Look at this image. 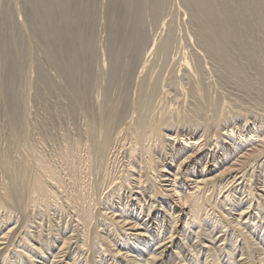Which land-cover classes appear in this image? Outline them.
<instances>
[{
	"label": "bare ground",
	"instance_id": "6f19581e",
	"mask_svg": "<svg viewBox=\"0 0 264 264\" xmlns=\"http://www.w3.org/2000/svg\"><path fill=\"white\" fill-rule=\"evenodd\" d=\"M39 1L54 13L57 24L74 31L69 35L52 28L56 21L50 15L47 25L52 29L31 36L42 46L38 54L65 76L55 83L44 70L37 81L24 75L20 80H26L27 91L16 98L28 105L29 91H36L33 96L40 103L58 92L71 103L65 114L68 130H57L58 114L49 109L48 115L29 122L35 100L20 108L1 83L12 68H0V96L9 101L0 128V264H264V69L261 64L251 74L253 65L247 62L264 57L257 51L264 43L254 36L262 28L256 11L264 8V0H238L246 4L242 8L240 3L244 14L237 12L236 0H187L184 10L191 14L198 38L191 44H199L194 51L201 52L183 58L185 81L174 66L178 83L167 80L184 97L179 104L176 96L174 104L160 96L168 89L166 93L148 83L158 58L152 57L155 49L147 51L149 32L159 23L166 0H109L105 30L110 35L100 52L87 35L93 19L81 10L88 0ZM241 28L247 33L243 40ZM76 40L80 44L65 53L63 48ZM161 41L159 48L156 37L153 42L159 59L173 42ZM28 51L31 58L37 54ZM9 57L0 52V65L9 63ZM205 57L218 67L214 85L203 79ZM15 77L12 81L19 80ZM231 84L239 87L236 96L226 91ZM212 86L220 95L211 93Z\"/></svg>",
	"mask_w": 264,
	"mask_h": 264
},
{
	"label": "rangeland",
	"instance_id": "374dc122",
	"mask_svg": "<svg viewBox=\"0 0 264 264\" xmlns=\"http://www.w3.org/2000/svg\"><path fill=\"white\" fill-rule=\"evenodd\" d=\"M16 1V2H15ZM2 0V2H1V0H0V4H1V7H0V10L2 9V11H0V52H6L7 54H8V56H11V57H9V63L8 62H5V63H2L1 65H0V68L2 69L3 67H7L8 65H9V67H11L12 68V71L14 72V74H12L13 72H11L10 71V73H7V74H5V75H3V78H2V82L1 83H3L4 84V82H5V87L7 88V89H9L10 90V96L12 95L13 96V101L15 100L16 102H18L19 103V105H20V108H26V105H25V103H23L22 101H20L21 99H17L18 97H20V95L21 94H23L24 92H25V87H24V85H25V79H24V81H23V79L22 80H20L21 78H24V75L25 76H27V78H30L31 80H38L39 79V71L40 70H44V71H46L47 72V74H48V76L51 78V80H53V78H54V80H53V82H55V83H58V81L60 82V80H58L57 79V77H62L64 74H59V71L56 69V68H53L52 67V65L49 63V61L43 56V55H41V54H38V51H39V47H42L40 44H39V42H37V41H32V38H31V36H32V32L33 31H36V32H42V30L43 29H45V30H43V32L45 31L46 32V30L48 31V30H50V29H52V28H59V30H61V32L62 33H66V34H69V35H71L73 32L72 31H70L67 27H64V26H62L61 24L59 25V24H57L58 23V19L56 20V17L54 18V13H52V12H49L48 10H46V8H43V7H41V1H39V0H36V1H34V0H32V1H30V0ZM34 1V2H33ZM165 1V0H164ZM172 1V2H171ZM190 0H188V2H189ZM208 1H211V0H206V2H208ZM223 1V0H222ZM237 2H236V5H235V8H236V10H238L237 12H241L242 11V13L246 10H242V8H244L245 7V3L244 4H242V2H240V1H238V0H236ZM263 1V0H262ZM23 2V3H22ZM35 2H39L38 4L37 3H35ZM92 2H93V4H94V6H92ZM104 2H105V4H104ZM166 2L167 3H169V4H167V3H165L164 2V7H163V9H162V11H161V15H163V17L160 15V18H164V17H168L169 16V18H168V20H169V23H168V20H166V18H164L163 20L162 19H160L159 18V23H157V25H155L156 27H154V28H152L151 29V31L149 32L150 34H149V43H148V45H147V51L149 50V51H154V49H155V51H158V49L157 48H159L158 46H160L161 45V43H160V41L162 40L160 37H162L163 38V40L161 41L162 43L168 38V40H170L169 42H171L172 40H173V42H171L172 43V45L170 46V49L171 50H169L170 52L167 54L168 55V58L171 60V62L169 61V59L167 58V55L165 54V56L166 57H161L160 56V59H159V55L160 54H158L157 52V54H156V56H155V51L153 52V54H152V57H153V55H154V58L153 59H155V57H158L157 59H159V60H157V59H155V61L152 59V57H150V59H152V61L150 62L151 63V65H152V62L154 61L155 63V65H154V67L159 63V66H156L155 67V69H154V67H153V65H152V70L155 72V74H156V77L154 76L153 78H152V76L154 75V73H153V71L151 70V73L153 74H151V75H149V77H148V79L150 80H148V83H149V85H152V84H155V85H157V86H159L160 87V89L161 90H163V89H165L164 90V92H166V93H168V90L170 91V93H168V94H164V93H162V92H160L161 94H160V96H162V94L164 95V98L166 99H164L166 102H172L173 101V98H174V101H176V99H175V96L176 97H178L177 98V101L179 100V101H183V99H184V97L183 98H181V94L179 93V92H177V91H175V89H174V86L173 85H171L173 82H175L176 80L175 79H178L179 77V80L180 81H182L184 78H185V74L183 73L184 71H183V68L184 67H182L181 65L183 64V58L185 57V55L186 56H188V54H190L188 57H191V55H193V54H191L192 52H194V53H197V52H201V50L200 49H198L199 51H194L195 49L197 50V48H199V44H197L198 45V47L197 46H194V45H196V43H195V41L197 42L198 41V38L196 37V35H197V31H196V28H195V25H194V23L192 22V16H191V14L188 12V11H186L185 12V10H186V3H187V0H166ZM87 3H89V0L86 2V5L84 6V7H82L81 8V10H84L86 13H88L90 16H91V18L93 19V20H91L92 22H91V25L89 26V29L91 30H89L87 27V29L90 31V33L88 32V30L87 29H85V32L86 33H89V34H87L88 36H89V38L90 39H92L91 40V43H92V47L96 50V51H98V52H100L101 51V49H102V47L104 48L106 45H107V38L109 37H106L107 35H110V34H108V31H109V28H108V20L106 21V19H108L109 18V13L107 12L108 10H109V5L108 4H110L109 3V0H90V3H91V6H90V3L89 4H87ZM95 3H97V4H95ZM240 3H241V5L243 6L242 8L240 7L241 5H240ZM19 4V5H18ZM36 4H37V6H36ZM170 4H172L171 6H170ZM181 5V7H180V5ZM182 4H183V6H184V8H183V6H182ZM4 5V6H3ZM96 5H97V7H96ZM37 8H36V7ZM40 6V7H39ZM87 6H90V8L92 9L93 8V10H94V12H96L97 10L99 11H97V13H94L91 9H89V7L88 8H85V7H87ZM99 6H101V7H99ZM104 6V7H103ZM106 6V7H105ZM107 6H108V8H107ZM18 7H20V8H18ZM32 7H33V9H32ZM95 7V8H94ZM99 7V8H98ZM171 7H173L172 9H171ZM22 8V9H21ZM164 8H166V9H164ZM22 11H21V10ZM24 9V10H23ZM99 9H101V10H99ZM171 9V10H170ZM185 9V10H184ZM241 9V10H240ZM38 10H39V12H38ZM48 11L47 13H46V11ZM169 11L168 13L166 12V11ZM257 10V9H256ZM255 10V11H256ZM9 12V15H8V13H6V12ZM17 11V12H16ZM25 11V12H24ZM42 11H44V15H43V13H42ZM65 11V8H63V10L62 11H60L59 13L60 14H62L63 12ZM253 12L251 13L252 15L251 16H254V14L257 12V13H259L258 14V16H261L260 17V21H261V23H260V25L262 26V28L261 29H259L257 32H254V31H252V32H250L251 33V35H253V32L255 33L254 34V36H256L257 38H256V40H258V42H260L261 40L263 41V42H260L259 44H263L264 43V8L263 9H258L256 12L254 11V10H252ZM11 12V13H10ZM16 12V13H15ZM20 12L22 13V14H20ZM104 12V13H103ZM110 12V11H109ZM237 12H235V13H237ZM23 13H25V15L23 14ZM51 13V14H50ZM65 13V12H64ZM85 13V14H86ZM93 15H92V14ZM106 13H108V14H106ZM254 13V14H253ZM3 14V15H2ZM16 14H17V16H16ZM19 14L20 15H22V16H20L19 17ZM40 14V15H39ZM60 14L58 15V17L60 16ZM169 14V15H168ZM189 14V15H188ZM234 14V13H233ZM244 14V13H243ZM36 15H37V17H36ZM38 15L41 17H38ZM46 15V16H45ZM50 15H52V17L55 19V24L53 25V27L51 28H49L48 27V25H47V23H48V18L50 17ZM99 15V16H98ZM101 15V16H100ZM106 15H107V17H106ZM165 15H168V16H165ZM249 15V14H248ZM247 14H246V12H245V17L247 18V19H250L249 18V16H248ZM6 16V17H5ZM45 16V17H44ZM89 16V17H90ZM96 16H98V17H96ZM191 18H190V17ZM257 15H255L254 17H255V19L257 18L256 17ZM15 17H17V19L15 18ZM19 17V18H18ZM94 17V18H93ZM96 17V18H95ZM104 17V18H103ZM5 18V19H4ZM12 18H13V20H12ZM23 18V19H22ZM191 19V21H190V19ZM4 20V22L2 21V20ZM10 19V20H9ZM31 19V20H30ZM33 19V20H32ZM95 19V20H94ZM26 20V21H25ZM42 20V21H41ZM102 20V21H101ZM103 20L105 21V22H103ZM165 20H166V24H165ZM8 21L10 22V23H8ZM14 21V22H13ZM23 21H25L24 23L26 24H23ZM30 21V22H29ZM35 21V22H34ZM93 21H94V23H95V25L93 24ZM96 21V22H95ZM99 21V22H98ZM100 21H101V23H100ZM161 21L162 22H164V24L165 25H162L163 23H161ZM191 22V25H189L190 24V22ZM3 22V23H2ZM17 22H19V23H17ZM32 22H34L33 24H32ZM45 22V23H44ZM18 25H17V24ZM28 23H31V24H28ZM97 23V24H96ZM189 23V24H188ZM193 23V24H192ZM9 24V25H8ZM20 24V25H19ZM21 24L22 25H24V27H21ZM35 24V25H34ZM106 24V25H105ZM168 24V25H167ZM33 25V26H32ZM37 25H38V27H37ZM42 25V26H41ZM95 26V27H91V26ZM99 25H101L102 26V29H104V30H102V29H100L99 30V27L101 28V26H99ZM103 25H104V27L105 28H103ZM160 25H162V26H165V27H162V26H160ZM167 25V26H166ZM184 25H187V26H184ZM194 25V26H193ZM11 26V27H10ZM20 28H18V27ZM160 26V27H159ZM169 26H171V27H169ZM174 28H173V27ZM182 26H183V28H182ZM190 26H192V28H189ZM8 27L9 28H11V29H8ZM43 27V28H42ZM45 27V28H44ZM185 27H188V28H186L187 30L186 31H188L189 29H190V32L191 33H189V31L187 32V33H189L190 35H187V33L184 35L183 33L184 32H186L185 31ZM23 28L26 30V28H27V32L26 31H24L23 30ZM31 28V29H30ZM47 28H49V29H47ZM55 28V29H56ZM65 28H66V30L67 31H65ZM98 28V29H97ZM156 28V29H155ZM158 28H160L159 30H158ZM162 28V29H161ZM167 30H166V29ZM171 28V31L169 30ZM193 28H194V33H195V35H194V33L192 32L193 31ZM245 27L243 26V30H245L244 29ZM94 29V30H93ZM105 29H108V31L107 30H105ZM176 32H173L172 33V31L173 30ZM182 29V30H181ZM192 29V30H191ZM21 32H20V31ZM63 30H64V32H63ZM97 30H99V31H97ZM160 30H163V31H161V33H160ZM164 30H166L167 32L168 31H170V33H171V36L166 32V31H164ZM178 30V31H177ZM184 30V31H183ZM242 30V28L240 29V33H239V38L241 37V39L243 40V39H245L246 38V35H247V33H245V31H241ZM23 31V32H22ZM97 31V32H96ZM159 31V32H158ZM24 32H26V33H24ZM68 32V33H67ZM70 32H71V34H70ZM91 32H92V34H91ZM99 32V33H98ZM165 32V33H164ZM179 32V33H178ZM182 32V33H181ZM244 32V33H243ZM22 33V34H21ZM24 33V34H23ZM96 33V34H95ZM102 33H103V35H102ZM260 33V34H259ZM8 34H10V37H8L9 35ZM19 34V35H18ZM101 35V36H103L102 38H101V36H98V35ZM104 34H105V36H104ZM160 34H164V36H160V37H158ZM167 36H170V37H167ZM191 34H193V35H191ZM249 34V33H248ZM21 35V36H20ZM23 35V36H22ZM174 35H176V36H174V38H171V37H173ZM181 35H183V36H181ZM2 36H4V38L2 37ZM92 36V37H91ZM191 36H193V37H195V38H197V39H195V38H193V37H190ZM261 36H262V38H261ZM7 37V38H6ZM95 39H94V38ZM98 37H100L99 39H98ZM155 37H156V43H158V41H159V45H157V48L155 47L156 46V44L155 43H153V42H155ZM167 37V38H166ZM184 37H186L188 40H189V43H187V45H188V49L190 50L189 52H188V49L186 50V48L184 49L183 48V46L184 47H186L185 45H186V42L188 41L187 39L185 40H183V38ZM190 39H189V38ZM2 38V39H1ZM88 38V37H87ZM160 38V39H159ZM164 38H166V39H164ZM172 40H171V39ZM182 38V39H181ZM193 38V39H192ZM12 41H11V40ZM101 39V40H100ZM96 40V41H95ZM103 40V41H102ZM167 40V41H168ZM180 40H183V41H181V42H184V45L182 46V44L183 43H180ZM193 41V43H192V41ZM195 40V41H194ZM22 41V42H21ZM167 41H165V42H167ZM176 41V42H175ZM179 41V42H178ZM186 41V42H185ZM191 41V42H190ZM15 42V45L13 44V43ZM96 42V43H95ZM98 42L100 43V44H98ZM103 44H102V43ZM94 43H95V45L96 46H99V47H97V49H96V46L94 45ZM175 43H176V45H175ZM181 44V47H180V45L179 44ZM194 44V45H192V44ZM198 43V42H197ZM68 44V43H67ZM80 44V42H78L77 40L76 41H72L71 43L69 42V45H67L66 46V44L64 43V45L67 47V49H65V48H63V51L66 53L67 52V50L70 52V51H72V49L74 48V47H77L78 45ZM151 44V45H150ZM154 44H155V46H154ZM189 44H190V46H189ZM40 45V46H39ZM178 45V46H177ZM258 45V44H257ZM95 46V47H94ZM101 46V47H100ZM174 46H175V49H174ZM192 46H193V49H192ZM259 47V49H257L256 47V49H257V51L259 52L258 54H260L261 56L264 54V45H262V46H260V45H258ZM155 47V48H154ZM173 49H172V48ZM177 47V48H176ZM194 47H196V48H194ZM261 47H263V51H262V49H260ZM30 48L35 52V56L33 57V58H31V57H29V55H28V53H29V51L28 50H30ZM37 50H36V49ZM179 48V50H176V49H178ZM4 49V50H3ZM65 49V50H64ZM151 49V50H150ZM157 49V50H156ZM184 49V50H183ZM187 51L186 53L184 52V51ZM176 51H178V53L179 52H184L185 54H181V53H179L180 54V57H179V55H178V53L176 52ZM10 52V53H9ZM171 52H172V54H171ZM191 52V53H190ZM174 53H175V55H174ZM177 53V54H176ZM262 53V54H261ZM19 55L20 57H18L17 55ZM67 54H68V52H67ZM177 55V56H176ZM181 55H182V60H180L181 59ZM205 55V54H204ZM12 56H13V58H12ZM38 56V57H37ZM149 56V55H148ZM170 56V57H169ZM173 56H174V58H173ZM18 57V58H17ZM42 57V58H41ZM176 57V58H175ZM177 57H178V59L180 60V64H179V60L177 59ZM161 58H162V62H163V65L161 64L162 62L160 61L161 60ZM173 58V59H172ZM207 58H208V56H207ZM262 58L263 59H253V58H247V62H251V64H250V66L251 65H253L250 69L252 70V69H257L258 70V67L262 64V66L261 67H263L264 66V63H262L263 61H264V57L262 56ZM149 59V60H150ZM175 59V60H174ZM177 59V60H176ZM206 57L205 58H203V61H205L206 63H207V65L209 64V66H207V67H209V68H207L206 66L203 68V70H204V73L202 72V75H204L205 77L203 78V79H205L206 80V82H208V84H213V83H215V82H219V79L217 78L218 76H216V74L218 75L219 73V71H217V69L216 68H218L214 63H212L211 61H210V59H206ZM25 60V61H24ZM164 60H166L165 62H169L168 63V65L170 66V67H172V69L175 67L176 68V71L177 70H179L178 71V73L180 74V76H179V74H174V72L173 71H175V68L170 72V70L168 71L167 69H170V67H165V68H162L163 66H165L164 65ZM251 60V61H250ZM262 60V61H261ZM33 61V62H32ZM172 61L174 62V61H177V62H175V63H172ZM183 61V62H182ZM258 61H259V63H258ZM29 62H30V65H29ZM158 62V63H157ZM161 62V63H160ZM182 62V63H181ZM209 62H211V63H209ZM16 64V65H13V64ZM24 63V64H23ZM33 65H32V64ZM181 66H179L178 64ZM27 64V65H26ZM37 64H38V66H37ZM179 66L178 68H177V66ZM210 64H212V66L210 67ZM39 65H41V66H39ZM50 65V66H49ZM167 64H166V66H168ZM172 65V66H171ZM14 66H16V67H14ZM174 66V67H173ZM256 66V67H255ZM22 69H20V68ZM37 67H39V68H37ZM159 67V68H158ZM214 67V68H213ZM261 67H259V69L262 71V69H264V67L263 68H261ZM16 68V69H15ZM29 68H31V70L29 69ZM41 68V69H40ZM49 68V69H48ZM182 68V69H181ZM206 68H207V70H206ZM13 69H15V70H13ZM34 69V70H33ZM50 69H52L51 71H54V72H51L50 71ZM158 69V70H157ZM160 69V70H159ZM165 70V71H162V70ZM209 69V70H208ZM213 69V70H212ZM18 70H20L21 72L23 71V73H21V74H19L20 73V71H18ZM156 70V71H155ZM211 70V71H210ZM214 70H216V71H214ZM27 71V72H26ZM51 72V74H50V72ZM159 71V73H156V72H158ZM176 71H175V73H176ZM209 71V72H208ZM212 71H213V73H212ZM172 74V72H173V74L171 75L170 73ZM205 72H206V74H207V72H208V75H205ZM215 72H217V73H215ZM251 72V74H254V72L255 71H250ZM263 72H264V70H263ZM25 73V74H24ZM31 73H33V75L31 74ZM212 75H211V74ZM1 74V73H0ZM29 74H30V76H29ZM158 74H160L159 76H158ZM165 74V75H164ZM166 74H169V75H166ZM12 75V76H11ZM16 75V77L15 78H18L19 80H16L20 85H23V86H21L20 87V85H18V83L16 82V81H12V80H14V79H12V78H14V76ZM21 75V76H20ZM55 75V76H54ZM179 77H178V76ZM213 76V77H211V76ZM29 76V77H28ZM31 76H32V78H31ZM65 76V75H64ZM208 76V77H207ZM214 76L217 78V79H213L214 78ZM36 77V78H35ZM56 77V78H55ZM150 77H151V79L153 80V82L151 81V79H150ZM176 77V78H175ZM178 77V78H177ZM184 77V78H183ZM212 78V80H211V82H210V79ZM65 78V77H64ZM159 80H158V79ZM166 78V79H165ZM172 79V81H173V79H174V81L170 84L168 81H170V79ZM181 78H182V80H181ZM206 78H208L209 80H207ZM10 79V80H9ZM163 79V80H162ZM166 80V82H165V80ZM56 80H58V81H56ZM168 80V81H167ZM213 80H215V82L213 81ZM218 80V81H217ZM21 81H22V83H21ZM159 81V82H158ZM164 81V82H163ZM183 81H185V79L183 80ZM212 81H213V83H212ZM256 81H259V80H256ZM156 82H158V83H156ZM160 82H162V83H160ZM168 82V83H167ZM171 82V81H170ZM177 83H178V81H176ZM234 82V81H233ZM9 85H8V84ZM165 83V84H164ZM251 83V82H250ZM7 84V85H6ZM61 84H63L64 85V83H61ZM170 84V85H169ZM234 84V83H233ZM233 84H231V85H229L230 87H232L233 86ZM134 86H132L131 87V91H132V93L134 94V95H132V93H131V95H132V97H135V92L137 91L136 90V86H135V84H133ZM214 85V84H213ZM235 85V84H234ZM9 86V87H8ZM14 86H15V88H14ZM62 86V85H61ZM17 87H18V89H17ZM134 87H135V89H134ZM168 87V88H167ZM172 87V88H171ZM226 88V91H230L231 92V94L232 95H237L238 94V90L239 89H236V88H239L238 86H236L235 88L234 87H232V89L231 88ZM163 88V89H162ZM169 88H171V89H169ZM215 88V87H214ZM13 89L15 90V91H13ZM21 89V90H20ZM133 89V90H132ZM168 89V90H167ZM8 90V91H9ZM134 90H136V91H134ZM173 91V93H172V91ZM212 91H211V93H213V92H215L214 94L215 95H220V94H217V92H216V90H214L213 89V86H212V89H211ZM214 90V91H213ZM222 90H223V88H222ZM225 90V89H224ZM232 90V91H231ZM27 91V90H26ZM174 91H175V93H174ZM234 91V92H233ZM236 91V92H235ZM176 92L178 93L177 95H176ZM29 93H30V95H32V99L30 98V100H31V102H32V100H35V97L33 96V94H35L36 93V91H32V92H30L29 91ZM57 93V94H56ZM175 94V95H174ZM17 95V96H16ZM50 95L52 96V97H50ZM165 95H166V97H165ZM170 95V96H169ZM48 98H46V99H42L41 100V103H40V101H38V102H36V100L35 101H33L35 104H34V106H32V112H31V114H33L32 115V117L33 118H31V115H30V119H29V122L31 121V122H33V119L35 120V119H37L39 116L41 117L42 115H48L50 112V114H52V115H56V114H58L57 115V117H56V122H57V124H56V126H57V130H60L61 132L63 131V129L66 131V130H68L67 128H68V126L66 127V125H68L67 123H66V120H67V113H70V106L68 105L69 103H70V100H67V98H63V97H60L59 96V94H58V92H51V93H48ZM211 96L213 97V95L211 94ZM216 96V97H217ZM17 97V98H16ZM163 97V96H162ZM161 97V98H162ZM34 98V99H33ZM214 98V97H213ZM0 118H1V122H0V128H1V124L3 125V123L2 122H4V119H2L3 117H4V106L6 107L5 109H7V108H9V103H7V102H9V101H4V100H7L6 98H1V96H0ZM51 99V100H50ZM66 99V100H65ZM18 100V101H17ZM49 100V101H48ZM170 100V101H169ZM177 102L178 104L179 103H181V102ZM5 102V103H4ZM30 102V101H29ZM28 102V103H29ZM29 103L27 106L28 107H30L31 105L30 104H32L33 105V103ZM62 102V103H61ZM240 102H242V100L240 101ZM5 105H4V104ZM38 103V104H37ZM173 103V102H172ZM175 103V102H174ZM173 103V104H174ZM40 104H42V105H40ZM71 104V103H70ZM3 105V106H2ZM52 105V106H51ZM55 105V106H54ZM61 105H63V108H61L62 106ZM24 106V107H23ZM55 107V109H54V107ZM96 101H95V99H94V101H92L91 102V107H95V110H96ZM2 107V108H1ZM43 107V108H42ZM45 107V108H44ZM42 109V110H41ZM50 110V112H49V110ZM55 110H58L57 112L55 111ZM53 111L55 112V113H53ZM30 114V113H29ZM65 114H67V115H65ZM63 115H64V117H63ZM62 116V117H61ZM35 117V118H34ZM37 117V118H36ZM59 118H61V120L59 119ZM62 120L64 121V122H62ZM61 121V122H60ZM60 124H62L61 126H59ZM60 128H62V129H60ZM56 129H55V131H56ZM1 130V129H0ZM54 131V132H55ZM60 131H56L55 133H54V135L55 134H57V135H55V137H60V135L62 134V133H64L65 131H63L62 133L60 132ZM58 132V133H57ZM61 133V134H60ZM1 134V133H0ZM4 138L2 137V136H0V142H2V144L0 143V145H3L4 144Z\"/></svg>",
	"mask_w": 264,
	"mask_h": 264
}]
</instances>
